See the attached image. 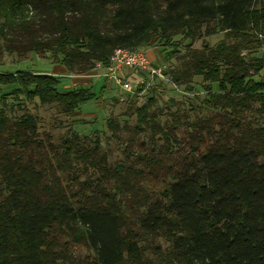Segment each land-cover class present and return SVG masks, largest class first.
I'll use <instances>...</instances> for the list:
<instances>
[{
	"label": "trees",
	"instance_id": "trees-1",
	"mask_svg": "<svg viewBox=\"0 0 264 264\" xmlns=\"http://www.w3.org/2000/svg\"><path fill=\"white\" fill-rule=\"evenodd\" d=\"M154 44L179 60L169 81L193 92L200 78L205 97L165 122L149 97L128 138L109 119L117 160L98 135L56 141L24 110L73 116L95 87L3 67L49 54L86 75ZM263 44L264 0H0V264H264Z\"/></svg>",
	"mask_w": 264,
	"mask_h": 264
},
{
	"label": "rangeland",
	"instance_id": "rangeland-1",
	"mask_svg": "<svg viewBox=\"0 0 264 264\" xmlns=\"http://www.w3.org/2000/svg\"><path fill=\"white\" fill-rule=\"evenodd\" d=\"M224 38V33L207 36L197 41L193 48L201 49L203 41L215 46ZM176 40L181 42L179 49L181 54L184 55L189 41H183L181 38ZM141 51L157 67L168 69L179 66V60L176 57L167 61L157 44L141 49ZM255 54L259 57L264 56V44L256 50ZM60 59L56 60L49 54L40 58L29 54L24 59L19 58L17 55H6L3 59V67L6 70L29 69L30 71L49 72L59 76H66L62 80L64 89H73L79 86L95 87L96 92L99 93L100 100L82 106L73 116L63 115L59 107L55 105L41 106L34 102H27L25 109H23L38 116L40 132L50 133L56 141L66 136L70 131L77 132L81 136L98 135L103 145L113 153L112 160L122 157V149L119 141L113 137L114 133L108 128L109 119L116 120L118 124L117 136L128 138L131 136V129L137 123V109L147 104L149 97L154 95L156 104L153 106V111L156 114L160 112L164 114L161 116L163 122L171 121L169 116L173 112L179 111L183 113L186 111L185 113H190L191 108L199 107L205 97V92L200 87V78L195 79L197 85L193 92H188L185 88L176 87L169 79L165 82L151 81L143 72L131 73L129 70H125L123 72L125 80L132 88V92H126L116 87L113 81L105 77V69L97 68L86 75H68L62 68ZM20 60L23 62H20ZM143 82L146 84L142 89ZM153 88H156L155 94L150 92ZM170 100H173L176 104L174 106L170 105ZM18 112L21 114L20 110Z\"/></svg>",
	"mask_w": 264,
	"mask_h": 264
},
{
	"label": "built area",
	"instance_id": "built-area-1",
	"mask_svg": "<svg viewBox=\"0 0 264 264\" xmlns=\"http://www.w3.org/2000/svg\"><path fill=\"white\" fill-rule=\"evenodd\" d=\"M97 68L102 69L101 65ZM105 77L113 81L116 87L132 92L129 83L126 82L123 72L129 70L131 73L143 72L151 81L165 82L168 80L162 67H154L150 58L142 51H134L126 48L116 49L112 58L111 65L105 69Z\"/></svg>",
	"mask_w": 264,
	"mask_h": 264
},
{
	"label": "crops",
	"instance_id": "crops-1",
	"mask_svg": "<svg viewBox=\"0 0 264 264\" xmlns=\"http://www.w3.org/2000/svg\"><path fill=\"white\" fill-rule=\"evenodd\" d=\"M152 65H153L154 67H157V66H155L153 63H152ZM147 78H148V76H147ZM143 83H145V82H143Z\"/></svg>",
	"mask_w": 264,
	"mask_h": 264
}]
</instances>
